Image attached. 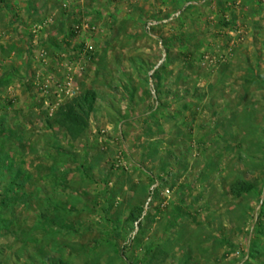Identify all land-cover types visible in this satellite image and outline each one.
<instances>
[{
  "label": "rangeland",
  "instance_id": "rangeland-1",
  "mask_svg": "<svg viewBox=\"0 0 264 264\" xmlns=\"http://www.w3.org/2000/svg\"><path fill=\"white\" fill-rule=\"evenodd\" d=\"M0 156V264H264V0H0Z\"/></svg>",
  "mask_w": 264,
  "mask_h": 264
},
{
  "label": "trees",
  "instance_id": "trees-1",
  "mask_svg": "<svg viewBox=\"0 0 264 264\" xmlns=\"http://www.w3.org/2000/svg\"><path fill=\"white\" fill-rule=\"evenodd\" d=\"M87 105H88V100H86V98H80L76 100V102H74L73 104H65L63 106V109H61V110H65V112H63V114L61 115L62 116L61 119L72 122L77 125H82L83 122L81 116L79 115V112H82L84 115L85 114L87 115L88 114ZM61 110H59V113L61 112ZM0 158L2 157L0 156ZM12 191L13 190H11V192Z\"/></svg>",
  "mask_w": 264,
  "mask_h": 264
},
{
  "label": "built area",
  "instance_id": "built-area-1",
  "mask_svg": "<svg viewBox=\"0 0 264 264\" xmlns=\"http://www.w3.org/2000/svg\"><path fill=\"white\" fill-rule=\"evenodd\" d=\"M59 94L65 93L66 95H73L75 93V87L73 86L72 76L68 72L63 83L59 85Z\"/></svg>",
  "mask_w": 264,
  "mask_h": 264
},
{
  "label": "crops",
  "instance_id": "crops-1",
  "mask_svg": "<svg viewBox=\"0 0 264 264\" xmlns=\"http://www.w3.org/2000/svg\"><path fill=\"white\" fill-rule=\"evenodd\" d=\"M48 39H49V41H50V39H52V38H51V37H49Z\"/></svg>",
  "mask_w": 264,
  "mask_h": 264
}]
</instances>
